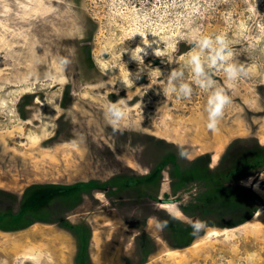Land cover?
I'll use <instances>...</instances> for the list:
<instances>
[{"label":"rangeland","instance_id":"obj_1","mask_svg":"<svg viewBox=\"0 0 264 264\" xmlns=\"http://www.w3.org/2000/svg\"><path fill=\"white\" fill-rule=\"evenodd\" d=\"M205 36L213 47L201 50ZM217 36L228 58L213 64ZM194 52L199 76L190 63ZM227 64L247 74L229 81ZM173 71L177 91L166 93ZM198 80L212 83L205 88ZM182 84L191 88L188 96ZM217 89L230 103L211 132L205 106ZM120 99L125 116L113 125L107 105ZM238 138L264 145V0H0V264H19V233L32 226L19 227L31 225L38 207L41 220L70 210L57 213L63 205L57 193L71 192L58 185H113L122 192L151 176L161 198L177 197L174 184L190 198L201 187L187 178L196 159L208 155L216 167ZM178 145L188 158H180ZM170 154L179 180L163 164ZM240 183L259 194L256 214L235 228L206 227L186 248L177 247L195 236L198 219L179 204L120 213L108 236L117 264H264V173ZM37 185L50 186L34 192ZM102 195L89 193L83 210L100 212ZM102 230L97 226L99 245Z\"/></svg>","mask_w":264,"mask_h":264},{"label":"trees","instance_id":"obj_2","mask_svg":"<svg viewBox=\"0 0 264 264\" xmlns=\"http://www.w3.org/2000/svg\"><path fill=\"white\" fill-rule=\"evenodd\" d=\"M250 143L248 139L243 138L230 142L216 167L211 166V159L208 155L199 156L196 159V168L188 173L187 178L191 181H198L201 185L200 191L187 198L180 191L179 186L174 184L172 190L178 196L173 199L162 198L159 202L179 204L185 216L205 221L209 228H235L247 223L258 211L261 199L253 188L242 185L240 182L256 178L264 173V145L259 142H254V145ZM166 144L174 147L173 144ZM239 155L244 156L240 162L237 160ZM163 164L172 166L169 174L173 180L175 178L179 180L182 174L175 154L168 155ZM148 178L150 181L151 176ZM147 182L129 189L135 192L141 188L151 189L147 186ZM129 184L132 187L134 181ZM213 216L219 220L229 221L219 223V221L211 220ZM25 229L26 227H19V231ZM200 235L193 236L190 241L179 244L177 248L192 245L195 238Z\"/></svg>","mask_w":264,"mask_h":264},{"label":"crops","instance_id":"obj_3","mask_svg":"<svg viewBox=\"0 0 264 264\" xmlns=\"http://www.w3.org/2000/svg\"><path fill=\"white\" fill-rule=\"evenodd\" d=\"M102 196L104 197V194ZM100 200L103 201L102 198ZM105 204L100 212L93 209L87 210V223L90 234L86 245V255L83 253V249L80 248L79 240L71 231L60 228L57 225L37 226L32 227L30 231L19 233V244L22 246L19 252V264L119 263L120 260L116 259L117 257L113 251L114 244H112L108 236H111L110 220H115L116 216L122 211L107 205V201H105ZM105 216L108 217V221L102 222L101 219ZM100 224L103 230L102 234L99 233L102 239L99 245L96 237L98 236L97 226H100ZM101 235H106L105 239L107 240L103 242L104 237H101Z\"/></svg>","mask_w":264,"mask_h":264},{"label":"flooded vegetation","instance_id":"obj_4","mask_svg":"<svg viewBox=\"0 0 264 264\" xmlns=\"http://www.w3.org/2000/svg\"><path fill=\"white\" fill-rule=\"evenodd\" d=\"M154 181L150 180L147 186L150 187L151 189H141V192H134L131 191L130 189H126L125 191L119 192L117 187L113 185L107 186L105 189H101V186L99 185H89L88 183H79L76 185H69L68 187L64 185H58V188H63L66 189L68 188L71 190L70 193L63 194L61 191L57 193L59 201L63 203L60 204L59 207L67 208L70 209L68 212L62 215V207L57 213L61 214L63 217L61 218H49L45 220H41L40 218V213H41V207H38L36 212H33L32 214V223L30 226H26V229L32 227H43L42 225L50 226V225H57L60 228L66 229L71 231L79 240L80 242V248L83 249V253H86V245L89 239V226L87 223V210H83L86 203L88 202V195L96 193V196L98 193H102L106 195V201L107 205H110L111 207H115L118 210L122 211V213H125V216H139L142 215V213H148V210H152L151 206H157V205H165L159 202L161 196L156 193L154 190L155 188H152ZM50 185H37L34 192L37 191V189L43 188V187H49ZM52 186V185H51ZM56 187L55 185H53ZM88 188L90 189V192L88 193ZM130 191L132 193H130ZM129 192V193H128ZM157 195H154V194ZM149 196V197H148ZM178 196V195H176ZM77 198V199H76ZM23 200L25 199L24 196L22 198ZM76 200V201H75ZM52 205V204H51ZM50 204L46 205L47 208H51ZM54 206L56 205V202H54ZM53 206V210L55 207ZM94 211H97L96 209L93 208ZM150 212V211H149ZM38 216V218L36 217ZM149 215L148 217H150ZM74 218V219H73ZM135 219V218H134ZM133 219V222L135 220ZM45 226V227H46ZM25 229V230H26ZM23 231V230H20ZM88 237V238H87ZM83 245V246H82ZM86 255V254H85Z\"/></svg>","mask_w":264,"mask_h":264},{"label":"clouds","instance_id":"obj_5","mask_svg":"<svg viewBox=\"0 0 264 264\" xmlns=\"http://www.w3.org/2000/svg\"><path fill=\"white\" fill-rule=\"evenodd\" d=\"M145 43H147V40H145ZM215 43L220 45V48L216 50V54L212 57V63L215 64L217 60L224 61L228 57L226 55H222L221 53L224 51V48L227 47V45L224 42V38L222 36H217L215 38ZM199 46L201 50L204 48H212L213 47V40L212 38L205 36L199 41ZM142 49H137L135 53V58L137 59V52L141 51ZM230 55V53L228 54ZM62 63H67V61H62ZM190 63L193 65L194 72L199 76L203 73V68L201 66L200 61V54L199 53H193L190 58ZM224 72L227 76V79L229 81H235L237 80L240 75L247 74L243 66H237L236 64H227L222 65ZM179 73L173 71L170 78H169V87L165 89L166 93H175L177 89L172 85V80H174ZM197 83H199L202 87H207L212 83L211 80L207 81L205 83L203 80H198ZM184 96H188L191 92V88L188 84H182L180 86L179 90ZM230 103V97L226 94V92L223 89H217L212 94H210L207 98L205 111L207 113V122H206V128L211 131L215 132L218 129L219 123L224 115V110L226 106ZM123 99L118 100L117 102H109L107 105V111L110 114V123L113 125H117L125 116V111L123 108ZM180 147V151L178 155L181 159L188 158L189 154L188 152L183 148V145H178ZM207 224L205 221L197 220L193 224L194 232L193 235L199 233L201 230L206 229Z\"/></svg>","mask_w":264,"mask_h":264}]
</instances>
